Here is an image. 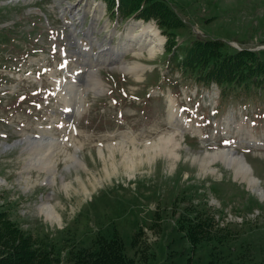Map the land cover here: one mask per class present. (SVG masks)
Returning a JSON list of instances; mask_svg holds the SVG:
<instances>
[{
	"label": "rangeland",
	"instance_id": "1",
	"mask_svg": "<svg viewBox=\"0 0 264 264\" xmlns=\"http://www.w3.org/2000/svg\"><path fill=\"white\" fill-rule=\"evenodd\" d=\"M166 1L186 21L179 46L220 39L224 50L250 49L264 61V0ZM140 22L116 21L101 0H0L2 209L61 264L94 235L119 237L131 264H264V95L224 97L182 75L156 25ZM148 27L162 41L155 56ZM138 64L136 73L120 69ZM61 83L81 91L72 102L81 115L65 112ZM178 130L179 160L145 155L126 170L122 145H156ZM41 135L66 145L54 168L31 162L41 147L15 144ZM226 148L244 156L257 187L210 160ZM43 203L56 219L41 213ZM189 203L214 207L228 223L224 236L193 246L179 228Z\"/></svg>",
	"mask_w": 264,
	"mask_h": 264
},
{
	"label": "trees",
	"instance_id": "2",
	"mask_svg": "<svg viewBox=\"0 0 264 264\" xmlns=\"http://www.w3.org/2000/svg\"><path fill=\"white\" fill-rule=\"evenodd\" d=\"M101 1L107 15L116 21L154 22L166 39L164 53L169 63L182 75L206 87L216 85L224 97L264 95V61L259 53L248 49L228 52L220 39L197 38L179 46L176 32L185 23L166 0ZM2 200L0 194V264H61L53 246L24 234L2 209ZM184 212L179 228L193 246L224 236L228 229V223L216 219L217 211L207 203H189ZM71 246L64 264H131L119 237L94 235L82 246Z\"/></svg>",
	"mask_w": 264,
	"mask_h": 264
},
{
	"label": "bare ground",
	"instance_id": "3",
	"mask_svg": "<svg viewBox=\"0 0 264 264\" xmlns=\"http://www.w3.org/2000/svg\"><path fill=\"white\" fill-rule=\"evenodd\" d=\"M140 23L142 24L143 22H140ZM149 25H151V24H149ZM148 29H150V30L146 31V34H148V36H146L145 42H147L146 41L147 39H148V41H152L151 36L154 37L152 39H155L156 45L153 44V47L150 49L149 54L151 56H155L156 51H157L156 49H158V47L162 44V41H161V39L158 40V38H157L158 33L156 30L154 31L153 29H151V27H148ZM133 39L136 40L135 37H133ZM141 43L142 44L139 45V49L142 47H146V45H144L143 40L141 41ZM110 58L111 59L108 60L105 64H102V66H109L111 64H114L117 60V56H115V55H114V57H110ZM92 64L94 65L95 62L92 61L91 65ZM140 67H142V65L138 64L137 66H127L126 68H120V69L124 72L135 71V73H136L137 71L142 69ZM94 72L97 73V69H94L92 74ZM94 76H92V77H94ZM93 81H97V83L99 85L100 80L97 79V77L94 78ZM74 91L75 90H73V89H72V91H67L66 86H64L62 84L61 90H60V92H61L60 96L66 105L65 112L66 111H69V112L72 111L73 114L76 113L78 115H81L82 111H83L82 108L81 107L75 108L74 107L75 105L72 106V102H74L73 101L74 97H77L78 94L80 95L81 91H77V92H74ZM100 93H101V91H100ZM70 107L72 108V110ZM179 132H180V130L175 131L170 136H167L165 138H161L159 140V143H157L156 145L147 144L148 146H144V148L139 147L138 146L139 144H137L134 140L131 142V144H133V146H134L133 150H131V148L129 147V145L127 143L122 145V151L127 152L126 153L127 156L124 158V161H125L124 164L127 163L125 165L126 170L128 172H132V171L136 170L137 167L143 163V161L145 159V155H146V158L150 159L152 157H157L161 154H164L167 157H169L171 160H174V161L179 160L180 155L178 154L177 149L180 147V145L175 144L176 143V136L179 134ZM23 142H27L29 144H32L33 145L32 149H34V150H36L37 147L42 148L41 152L35 154L32 157L31 162L41 164L45 168H50V167L54 168L56 166L58 159H59L57 154L64 153V148L66 146L64 141L52 138L51 136H47V135H41L39 137L27 136V137H25V140L23 139V140L19 141V143H23ZM32 149L30 151H33ZM230 149H232V150H230ZM233 150H234L233 148H226V150L217 151V152L210 155V160L211 161H219L222 164H224L227 168L234 167L236 172L241 176V179H243L244 181L249 183V185L251 187H253V188L257 187L259 185V183L257 182V179L255 177H253L251 167L249 165H247V163H245V161L242 160V157ZM70 158H73L74 160L78 161V159L75 157V155L71 156ZM206 164L208 165V163H206ZM4 182L5 181L0 180V185H3ZM53 183H55V179H53ZM259 191L262 192L260 195H262V197H264V191L260 188L258 189V192ZM40 211L46 218H48L50 220L53 218H55V219L57 218L56 217V211L51 204L47 205V204L43 203V205L40 206Z\"/></svg>",
	"mask_w": 264,
	"mask_h": 264
},
{
	"label": "water",
	"instance_id": "4",
	"mask_svg": "<svg viewBox=\"0 0 264 264\" xmlns=\"http://www.w3.org/2000/svg\"><path fill=\"white\" fill-rule=\"evenodd\" d=\"M16 143H19V142H15V144ZM240 156L242 157V160H244L245 161V158L243 157V155L242 154H240ZM245 163H246V161H245ZM248 165V164H247ZM262 199H264V198H262Z\"/></svg>",
	"mask_w": 264,
	"mask_h": 264
}]
</instances>
